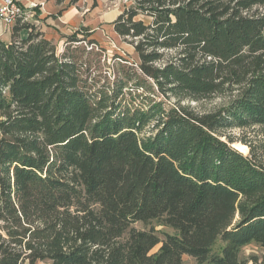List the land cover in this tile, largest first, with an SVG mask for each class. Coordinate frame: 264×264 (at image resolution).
I'll use <instances>...</instances> for the list:
<instances>
[{
  "label": "trees",
  "instance_id": "16d2710c",
  "mask_svg": "<svg viewBox=\"0 0 264 264\" xmlns=\"http://www.w3.org/2000/svg\"><path fill=\"white\" fill-rule=\"evenodd\" d=\"M22 11L0 38V264H264V159L226 132L264 128V0H128L136 57L112 64Z\"/></svg>",
  "mask_w": 264,
  "mask_h": 264
},
{
  "label": "rangeland",
  "instance_id": "374dc122",
  "mask_svg": "<svg viewBox=\"0 0 264 264\" xmlns=\"http://www.w3.org/2000/svg\"><path fill=\"white\" fill-rule=\"evenodd\" d=\"M127 3L128 0H96L95 5L94 0H78L74 4H69V0H18L19 6L25 12L30 13V20L35 21L38 27H42L47 33L55 35L56 40L53 39V41L58 46L64 40V35L70 34L77 29H82L85 34L89 35L88 38H94L99 45L103 46L105 49V56L103 55V57H106V64H112L118 54L128 55L131 58L136 57L132 45L120 37L112 26V21ZM36 7L40 9L38 15L34 9ZM43 14H46L48 18L46 16L41 18ZM11 27L12 25L5 26L0 22V38L6 39L8 33H11ZM233 94H235V91L226 89L223 92L210 94L199 100L186 98L182 101V104L196 111H208L225 104ZM159 98H163V96H159ZM164 100L166 104L175 102L173 97ZM150 132H152V124H148L143 130L144 134H149ZM226 132L234 137L246 139L251 144L254 153L264 159V128L253 125L246 128L227 129ZM233 145L235 147L242 145L241 150H247L245 153L249 152L250 147L246 146V144L244 145L238 141ZM133 225L138 229L154 226L160 236L163 235L164 231H173L171 228L160 225L156 221H153L149 226H144L139 221ZM158 247L159 244L154 246L150 252L156 251ZM240 254L243 257H260L262 249L258 244L251 242L241 248ZM36 264L45 263L40 261ZM180 264L198 263L192 256L183 255ZM247 264L254 263L249 261Z\"/></svg>",
  "mask_w": 264,
  "mask_h": 264
},
{
  "label": "built area",
  "instance_id": "2783aa9c",
  "mask_svg": "<svg viewBox=\"0 0 264 264\" xmlns=\"http://www.w3.org/2000/svg\"><path fill=\"white\" fill-rule=\"evenodd\" d=\"M22 13L18 0H0V22L5 26H11Z\"/></svg>",
  "mask_w": 264,
  "mask_h": 264
},
{
  "label": "crops",
  "instance_id": "0c3cea01",
  "mask_svg": "<svg viewBox=\"0 0 264 264\" xmlns=\"http://www.w3.org/2000/svg\"><path fill=\"white\" fill-rule=\"evenodd\" d=\"M24 1V0H23ZM28 1V0H27ZM44 12V11H43ZM47 17V15L46 14H43V16H41V18H44V17ZM50 17V16H49ZM48 18V17H47ZM44 30V29H43ZM44 32H45V36L47 37V38H50V39H55L56 40V38H55V35L54 34H52V33H47V31L46 30H44ZM4 41H8L9 39H10V32L8 33V36H7V38L5 39V38H2Z\"/></svg>",
  "mask_w": 264,
  "mask_h": 264
},
{
  "label": "bare ground",
  "instance_id": "6f19581e",
  "mask_svg": "<svg viewBox=\"0 0 264 264\" xmlns=\"http://www.w3.org/2000/svg\"><path fill=\"white\" fill-rule=\"evenodd\" d=\"M241 146V147H240ZM243 146L242 145H237V147L236 148H238V149H240L241 150V148H242Z\"/></svg>",
  "mask_w": 264,
  "mask_h": 264
}]
</instances>
